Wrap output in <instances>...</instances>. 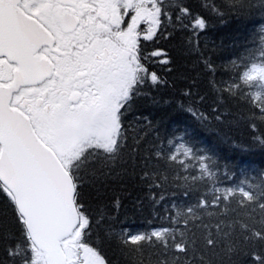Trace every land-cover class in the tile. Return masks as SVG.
<instances>
[{"label":"snow or ice","instance_id":"obj_1","mask_svg":"<svg viewBox=\"0 0 264 264\" xmlns=\"http://www.w3.org/2000/svg\"><path fill=\"white\" fill-rule=\"evenodd\" d=\"M200 6L208 15L186 0H0V264H264V169L221 180L196 129L153 138L156 126L139 108L166 83L150 71L172 63L156 47L162 40L191 29L187 43L199 49L213 19L264 20V0ZM250 43L225 65L242 72L209 81V114L180 109L207 132L213 121L246 123L250 144L241 150L264 153V23ZM223 49L221 41L213 50ZM202 62L214 75L211 59ZM230 99L252 110L234 113ZM113 183L146 189L167 223L117 230L121 201L105 203ZM178 191L187 199H175Z\"/></svg>","mask_w":264,"mask_h":264},{"label":"trees","instance_id":"obj_2","mask_svg":"<svg viewBox=\"0 0 264 264\" xmlns=\"http://www.w3.org/2000/svg\"><path fill=\"white\" fill-rule=\"evenodd\" d=\"M191 3L196 13L203 11L208 15L206 9H201L204 0H186ZM219 2V0H217ZM264 23L259 13H251L247 17L237 16L234 13L224 19L223 22H213L206 31L200 35L201 45L197 49L189 45L187 40L191 37L192 30L179 32L169 40H162L156 47L166 50L172 63L170 65H152L150 71L155 70L166 83H162L158 88L153 87L146 93V98L139 101L140 111L144 113L155 124L152 130L153 138H173V131L178 135L184 128L196 129L195 138L198 147H209L212 149L214 158L219 164L217 175L223 180L224 174L233 175V180L242 179L247 175L254 176L260 169H264V153L255 149L242 151V147L250 144V129L246 123L238 126L227 127L213 121L215 132H207L198 128L196 121L186 112L180 109L196 104L205 114H209L214 105L216 97L209 81L228 80L230 76H236L242 72L243 68L237 67L229 71L225 65L247 47H255L250 41L257 27ZM223 41L224 49L214 52V45ZM204 44H207L205 50ZM155 50L149 48L148 51ZM207 56L216 67L215 74H211L203 65V56ZM159 59V58H155ZM171 68V71H165ZM196 81V86L192 89L194 95L189 98L183 95V91ZM198 95H204L206 100L200 102ZM227 103L234 113L247 115L251 111L249 104L240 103L235 100H228ZM264 130V129H262ZM161 146H166L162 144ZM216 170V169H214ZM228 184L232 181H223ZM222 186V185H221ZM146 189L132 183H113L107 189L105 203H111L113 198H119L122 204L117 215V230L127 226L131 231H146L154 227H159L167 222L162 220L163 210L160 205L154 211L148 206ZM175 199H187L180 196L179 191ZM143 202V207L138 203ZM111 254V253H110Z\"/></svg>","mask_w":264,"mask_h":264}]
</instances>
